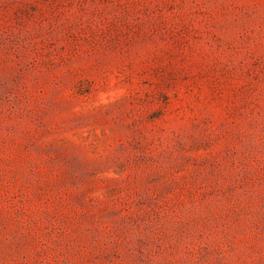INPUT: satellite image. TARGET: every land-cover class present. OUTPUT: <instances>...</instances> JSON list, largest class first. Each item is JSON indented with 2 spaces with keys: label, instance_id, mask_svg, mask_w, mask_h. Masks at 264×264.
I'll use <instances>...</instances> for the list:
<instances>
[{
  "label": "rangeland",
  "instance_id": "374dc122",
  "mask_svg": "<svg viewBox=\"0 0 264 264\" xmlns=\"http://www.w3.org/2000/svg\"><path fill=\"white\" fill-rule=\"evenodd\" d=\"M0 264H264V0H0Z\"/></svg>",
  "mask_w": 264,
  "mask_h": 264
}]
</instances>
